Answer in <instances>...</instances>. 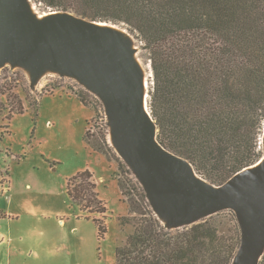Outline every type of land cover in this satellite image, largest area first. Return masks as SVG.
<instances>
[{
	"label": "trees",
	"instance_id": "1",
	"mask_svg": "<svg viewBox=\"0 0 264 264\" xmlns=\"http://www.w3.org/2000/svg\"><path fill=\"white\" fill-rule=\"evenodd\" d=\"M32 1L125 26L152 66L148 104L158 141L188 159L202 178L221 185L264 158V0ZM85 140L108 158L117 153L106 136L90 139L86 132ZM122 168L132 173L124 163ZM133 179L128 204L135 222L119 218L122 226L133 223V231L116 246L114 264H232L239 237L219 234V213L170 229ZM119 186L125 194L124 182ZM67 193L93 218L99 240L105 239L108 208L93 174L85 170L69 178Z\"/></svg>",
	"mask_w": 264,
	"mask_h": 264
},
{
	"label": "rangeland",
	"instance_id": "2",
	"mask_svg": "<svg viewBox=\"0 0 264 264\" xmlns=\"http://www.w3.org/2000/svg\"><path fill=\"white\" fill-rule=\"evenodd\" d=\"M30 1L39 15L54 11L42 2ZM119 27L131 36L149 85L153 79L150 62L138 40L125 26ZM20 108L23 112L16 113ZM86 132L90 139L106 136L110 143L108 117L97 94L76 79L55 73L45 74L33 85L21 68L5 65L0 69V264L115 261L116 246L133 231V223L122 226L119 218L129 216L135 222L128 199L135 193L129 180L137 179L123 171L125 162L117 153L108 158L92 149ZM85 170L93 174L99 197L108 208L105 239L99 240L93 218L86 217L67 193L68 179ZM215 223L219 234L227 239L239 237L241 243L234 211L219 212ZM48 234L55 238L56 248L41 252L40 240ZM29 251L39 255L29 257Z\"/></svg>",
	"mask_w": 264,
	"mask_h": 264
},
{
	"label": "water",
	"instance_id": "3",
	"mask_svg": "<svg viewBox=\"0 0 264 264\" xmlns=\"http://www.w3.org/2000/svg\"><path fill=\"white\" fill-rule=\"evenodd\" d=\"M137 52L131 36L117 25L65 10L39 17L30 0H0V69L21 68L33 85L55 73L97 94L108 117L110 143L143 186L157 217L178 229L231 209L241 229L232 264H259L264 254V158L215 185L188 159L166 149L157 139Z\"/></svg>",
	"mask_w": 264,
	"mask_h": 264
},
{
	"label": "crops",
	"instance_id": "4",
	"mask_svg": "<svg viewBox=\"0 0 264 264\" xmlns=\"http://www.w3.org/2000/svg\"><path fill=\"white\" fill-rule=\"evenodd\" d=\"M71 98H74V97H71ZM55 248H56V240L52 235L48 234L47 236H45V238L40 240L39 249L41 252L51 251V250H54ZM32 255H39V253L34 252V251H29L28 256L31 257ZM114 263L115 261L110 264H114Z\"/></svg>",
	"mask_w": 264,
	"mask_h": 264
},
{
	"label": "bare ground",
	"instance_id": "5",
	"mask_svg": "<svg viewBox=\"0 0 264 264\" xmlns=\"http://www.w3.org/2000/svg\"><path fill=\"white\" fill-rule=\"evenodd\" d=\"M47 14H48V13H47ZM47 14H44V15H39V14H38V15H39V17H44V16L47 15ZM146 82H147V78H146ZM147 85H148V82H147ZM260 161H262V159H261ZM260 161H259V162H260ZM220 212H221V211H220Z\"/></svg>",
	"mask_w": 264,
	"mask_h": 264
},
{
	"label": "clouds",
	"instance_id": "6",
	"mask_svg": "<svg viewBox=\"0 0 264 264\" xmlns=\"http://www.w3.org/2000/svg\"><path fill=\"white\" fill-rule=\"evenodd\" d=\"M55 13V12H54Z\"/></svg>",
	"mask_w": 264,
	"mask_h": 264
}]
</instances>
